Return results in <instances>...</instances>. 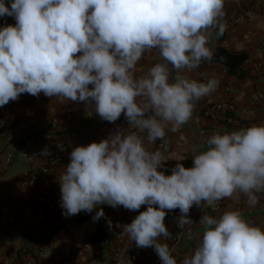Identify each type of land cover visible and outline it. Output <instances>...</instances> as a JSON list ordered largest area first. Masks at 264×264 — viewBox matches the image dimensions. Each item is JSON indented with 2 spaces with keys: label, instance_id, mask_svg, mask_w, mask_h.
I'll return each mask as SVG.
<instances>
[{
  "label": "clouds",
  "instance_id": "9594fccd",
  "mask_svg": "<svg viewBox=\"0 0 264 264\" xmlns=\"http://www.w3.org/2000/svg\"><path fill=\"white\" fill-rule=\"evenodd\" d=\"M225 0H0V17L16 23L0 28V107L21 94L86 102L104 121L123 115L128 128L74 147L58 183L63 215L91 213L98 205L139 211L121 234L138 248H154L162 264H178L167 243L168 211L179 209V226L190 225L191 208L212 205L236 193L255 207L264 193V124L206 139L192 167L166 161L149 144L188 123L196 102L219 81L190 79L214 56L212 33L223 35ZM156 63L136 77L146 52ZM170 66V67H169ZM175 71V76L172 75ZM170 126V127H169ZM44 155H47L45 149ZM167 210V211H166ZM103 208L93 217L104 216ZM202 239L180 264H264V228L238 211L219 218L203 214ZM112 227L109 221V228ZM192 238V232H187Z\"/></svg>",
  "mask_w": 264,
  "mask_h": 264
},
{
  "label": "crops",
  "instance_id": "0c3cea01",
  "mask_svg": "<svg viewBox=\"0 0 264 264\" xmlns=\"http://www.w3.org/2000/svg\"><path fill=\"white\" fill-rule=\"evenodd\" d=\"M11 2L5 0L9 7ZM248 8H252L251 13L239 18V14ZM263 9L262 0H225V15L221 20L225 25L223 37L219 38L213 31L210 47L213 50L221 47L228 52H243L246 58L235 73L214 58L203 61L195 70H184L182 74L190 79L207 82L215 78L219 86L196 102L188 123L175 132L166 130L163 147L157 141L149 144L145 138L147 150L161 152L166 160L160 171L170 175L177 163L192 167V159L205 150L206 139L214 133L223 134L264 124ZM15 23L13 17H0V28ZM156 63H163L158 50L146 52L134 75L145 74ZM175 74L172 70V75ZM253 93H261L262 97H254ZM213 102L232 104L233 109H214ZM0 117L4 119L0 124V161L6 147L15 148L20 143L30 151L38 145L53 147L54 139L41 140L39 136L51 122L55 123L59 134L54 137L65 144V158L74 147L99 142L119 128L124 134L134 131L128 128L123 115L115 123H110L102 120L86 102H61L43 93L39 97L21 94L17 101L3 106ZM69 132L74 134V140L67 136ZM43 162L44 158L29 162L18 152L9 166L0 162V264H24L29 259L35 264H111L107 249L98 241L101 231L107 227L112 236L125 243L131 242L121 234L120 226L130 224L147 206H142L139 211H129L122 206L113 208L105 204L98 205L91 213L82 211L66 217L61 207L58 181L48 184V178L57 179L64 164L56 165L48 176L41 171ZM23 170L38 174L39 179L27 184L18 182ZM258 195L259 203L255 207L246 203L247 197L242 193L223 199L221 206L210 209L208 213L197 212L194 205L189 213L192 223L176 243L169 245L178 264L199 245L205 230L199 224L203 214L219 218L226 211H238L250 224L264 228V193ZM101 208L105 215L94 220ZM180 215L179 209L167 212L165 224L171 233L177 231ZM189 229L192 238L187 235ZM161 242L165 243L162 238ZM136 248L137 256L132 264H162L154 248Z\"/></svg>",
  "mask_w": 264,
  "mask_h": 264
},
{
  "label": "built area",
  "instance_id": "2783aa9c",
  "mask_svg": "<svg viewBox=\"0 0 264 264\" xmlns=\"http://www.w3.org/2000/svg\"><path fill=\"white\" fill-rule=\"evenodd\" d=\"M251 10L252 8L246 9L244 12L239 14V18L246 17L247 15L251 13ZM261 15L264 17V9L262 10ZM252 96L262 97V94L253 93ZM212 107L217 110H221L224 108L233 109L232 104H228L225 102H213ZM2 109L3 107H0V111H2ZM3 122H4V119L0 117V124H3ZM55 126H56L55 123L51 122L50 125L47 127V130L42 131L39 134L41 140L54 139L53 147L48 148V147L38 145V146H35L33 150L30 151L27 147H24L20 143L15 148L6 147V149H4L3 157L1 158L0 162H2L5 166H9L12 163L16 152H18L29 162H35L40 158H44V162L41 164L40 168H41V171L46 175L48 174V176H49L50 171H53L56 165H58L59 163H63L64 164L63 170L59 174V176H61L65 170L66 165L70 162V153L67 158L64 157L63 154L66 149L65 144H63L59 139L54 137V135L59 136L57 127ZM67 136L70 138V140L75 139V136L72 132H69ZM157 142L160 146L162 147L164 146V143L162 140H157ZM45 149L47 150V155L43 154ZM58 177L57 179L53 177L48 178V184L56 183V181H58ZM38 179H39L38 174L30 172L28 170H23L17 180L18 182L22 184H27L32 181H37ZM41 199L42 198H40V200ZM205 205L207 206L206 207L195 206V210L197 212L208 213L210 209L221 206L222 200L215 202L212 205H208L206 203ZM188 226L189 225L179 226L178 224L177 231L172 233V239L164 240L162 238V240L168 245H172L176 243L179 240L180 235L186 232ZM98 241H99L100 246L107 249L106 254H108V256L110 257L111 264H132V262L136 259L137 248H136L135 243H132V242L125 243L122 241V239L112 236L107 227L103 228V230L101 231V234L98 237ZM158 260H159V263L162 262L159 259V257H158ZM24 264H35V262L29 259V260H26Z\"/></svg>",
  "mask_w": 264,
  "mask_h": 264
},
{
  "label": "trees",
  "instance_id": "16d2710c",
  "mask_svg": "<svg viewBox=\"0 0 264 264\" xmlns=\"http://www.w3.org/2000/svg\"><path fill=\"white\" fill-rule=\"evenodd\" d=\"M222 37L223 35H219V38ZM213 52V58L215 60L223 62L231 73L237 72V70L239 69V65L246 58V54L243 52H228L221 47L214 48Z\"/></svg>",
  "mask_w": 264,
  "mask_h": 264
}]
</instances>
